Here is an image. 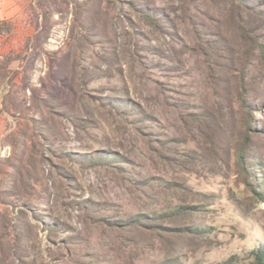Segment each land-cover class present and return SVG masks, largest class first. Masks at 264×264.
Here are the masks:
<instances>
[{
  "label": "rangeland",
  "instance_id": "rangeland-1",
  "mask_svg": "<svg viewBox=\"0 0 264 264\" xmlns=\"http://www.w3.org/2000/svg\"><path fill=\"white\" fill-rule=\"evenodd\" d=\"M248 1L236 24L227 0H13L0 264H254L264 0Z\"/></svg>",
  "mask_w": 264,
  "mask_h": 264
},
{
  "label": "trees",
  "instance_id": "trees-1",
  "mask_svg": "<svg viewBox=\"0 0 264 264\" xmlns=\"http://www.w3.org/2000/svg\"><path fill=\"white\" fill-rule=\"evenodd\" d=\"M227 1H229L233 7L232 9L234 10V13H233L232 19L234 20V22L236 24H242L243 17H242L241 12L243 10L244 11L250 10V12H254V8L250 6V3L248 0H227ZM262 53L264 55L263 51H262ZM262 57H263V61H264V56H262ZM241 102H242V104L245 103V99H243V95L241 97ZM245 144H246V137L243 138L240 147L236 151V161H237V164H238L240 171L245 175L246 185L249 186V182L247 180L249 174H248V170H247V166H246V160H247L246 158L247 157L244 155ZM252 190L254 191V193H256V191L254 189H252ZM258 195L262 197V194L258 193ZM168 215H172V214L168 213L167 216ZM133 219H135V221L137 223H140L142 225L144 224V222H151V223L153 222V220H151V218L149 216H144V217L137 216ZM152 224H154V223H152ZM252 256L254 259V264H264V249L263 248L258 249V250H254L252 252Z\"/></svg>",
  "mask_w": 264,
  "mask_h": 264
},
{
  "label": "crops",
  "instance_id": "crops-1",
  "mask_svg": "<svg viewBox=\"0 0 264 264\" xmlns=\"http://www.w3.org/2000/svg\"><path fill=\"white\" fill-rule=\"evenodd\" d=\"M13 11H14L13 0H0V15H7L13 13Z\"/></svg>",
  "mask_w": 264,
  "mask_h": 264
}]
</instances>
